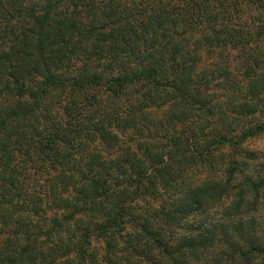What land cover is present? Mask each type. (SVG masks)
Returning a JSON list of instances; mask_svg holds the SVG:
<instances>
[{
  "label": "trees",
  "instance_id": "obj_1",
  "mask_svg": "<svg viewBox=\"0 0 264 264\" xmlns=\"http://www.w3.org/2000/svg\"><path fill=\"white\" fill-rule=\"evenodd\" d=\"M264 0H0V264L264 257Z\"/></svg>",
  "mask_w": 264,
  "mask_h": 264
},
{
  "label": "clouds",
  "instance_id": "obj_2",
  "mask_svg": "<svg viewBox=\"0 0 264 264\" xmlns=\"http://www.w3.org/2000/svg\"><path fill=\"white\" fill-rule=\"evenodd\" d=\"M247 147L250 148L252 151H259L261 153H264V137H261L259 139H256L254 141H249V144ZM255 264H264V257H260L255 261Z\"/></svg>",
  "mask_w": 264,
  "mask_h": 264
},
{
  "label": "rangeland",
  "instance_id": "obj_3",
  "mask_svg": "<svg viewBox=\"0 0 264 264\" xmlns=\"http://www.w3.org/2000/svg\"><path fill=\"white\" fill-rule=\"evenodd\" d=\"M260 209H261V212L264 213V205L263 204L261 205Z\"/></svg>",
  "mask_w": 264,
  "mask_h": 264
}]
</instances>
